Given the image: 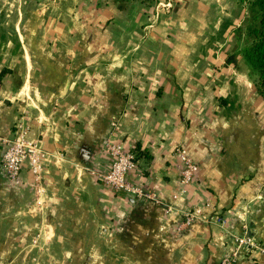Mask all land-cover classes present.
Here are the masks:
<instances>
[{"label":"crops","instance_id":"obj_1","mask_svg":"<svg viewBox=\"0 0 264 264\" xmlns=\"http://www.w3.org/2000/svg\"><path fill=\"white\" fill-rule=\"evenodd\" d=\"M247 2L0 0V138L22 121L45 154L39 211L31 172L11 182L0 141V264H264ZM110 144L137 155L141 195L103 180ZM182 147L199 168L184 195Z\"/></svg>","mask_w":264,"mask_h":264},{"label":"built area","instance_id":"obj_2","mask_svg":"<svg viewBox=\"0 0 264 264\" xmlns=\"http://www.w3.org/2000/svg\"><path fill=\"white\" fill-rule=\"evenodd\" d=\"M163 7L167 10H172L174 5L172 1H169L163 4ZM28 134V126L24 122L19 121L15 125L14 134L11 138H0V141L6 144L2 167L11 182H18L25 165H27L34 179L37 210L42 211L44 209L43 199L45 195L43 163L45 154L36 143L30 141ZM107 150L112 156V164L109 172L103 176L106 184L112 186L117 192L141 195L139 188L128 177L129 173L138 167L137 155L134 152L126 151L123 146L118 144L108 145ZM177 152L182 164L180 182L182 185L181 194L184 195L187 192V186L198 174L199 168L189 157L186 149L183 147L178 148ZM185 217L183 227L191 224V216L186 213ZM218 223L223 225L225 221L220 218ZM235 240L241 248L244 247L247 250L261 249V246L250 236H236ZM235 262L236 257L232 255L222 260L219 264H235Z\"/></svg>","mask_w":264,"mask_h":264},{"label":"trees","instance_id":"obj_3","mask_svg":"<svg viewBox=\"0 0 264 264\" xmlns=\"http://www.w3.org/2000/svg\"><path fill=\"white\" fill-rule=\"evenodd\" d=\"M246 34L251 38L243 50V56L251 68L258 93L264 98V0H248Z\"/></svg>","mask_w":264,"mask_h":264},{"label":"rangeland","instance_id":"obj_4","mask_svg":"<svg viewBox=\"0 0 264 264\" xmlns=\"http://www.w3.org/2000/svg\"><path fill=\"white\" fill-rule=\"evenodd\" d=\"M30 1H31V0H30ZM172 3H173V2H172ZM173 5H174V4H173ZM250 21H251V16H250V18H249V17L247 18V23H246V25H247ZM250 39H251V38L249 37V41H250Z\"/></svg>","mask_w":264,"mask_h":264}]
</instances>
